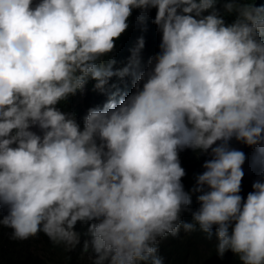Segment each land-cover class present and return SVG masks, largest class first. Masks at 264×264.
<instances>
[{
	"label": "clouds",
	"instance_id": "clouds-1",
	"mask_svg": "<svg viewBox=\"0 0 264 264\" xmlns=\"http://www.w3.org/2000/svg\"><path fill=\"white\" fill-rule=\"evenodd\" d=\"M151 9L159 51L142 63L141 36L114 69L105 58L128 18L139 10L143 23ZM114 76L130 77L132 92L113 91ZM90 80L109 98L81 122L59 105ZM233 140L259 167L246 198L248 157ZM186 148L210 157L195 210ZM0 210L12 239L42 232L89 264H165L160 242L181 231L214 238L221 258L264 264V5L0 0Z\"/></svg>",
	"mask_w": 264,
	"mask_h": 264
},
{
	"label": "trees",
	"instance_id": "trees-1",
	"mask_svg": "<svg viewBox=\"0 0 264 264\" xmlns=\"http://www.w3.org/2000/svg\"><path fill=\"white\" fill-rule=\"evenodd\" d=\"M257 5H264V0H256ZM155 9H151L146 14V19L141 23L137 17L141 15L139 10H133L128 18V28L121 33L115 42L112 53L105 59L114 60V69L124 67L131 54L130 50L135 46L139 37L145 41L141 50L142 63L146 64L148 59L159 51L161 35L157 31L156 25L152 23L155 17ZM231 20V18H228ZM94 81H89L83 91H78L70 96L66 101L61 102L59 107L62 110L75 113L77 119L82 122L88 109L102 107L107 102V93L94 90ZM115 85L112 90H119V96H124L132 92L133 83L130 77L120 79L112 77L109 86ZM119 96L117 99H119ZM232 147L243 150L247 155V160L243 165L244 172L248 177L241 183V195L246 198L247 193L252 190V183L259 178V167L252 163L254 150L248 146L236 142H231ZM207 153L194 151L186 148L179 152L181 166L185 169V176L182 178L185 191L192 195L190 207L195 210L199 207L197 202L198 192L193 191L196 186V176L204 171L203 164L209 159ZM5 210H0V217L5 215ZM182 219L191 220V214L184 212ZM87 225L76 226V230L83 233ZM160 254L165 258V264H239L238 258L229 251L221 258L214 249V238L208 240L200 232L186 234L183 231L179 235L161 240L159 245ZM0 264H89L87 257L82 255L78 247L73 251H66L63 246L54 245L44 233L30 237L27 240H14L11 238V229L0 226Z\"/></svg>",
	"mask_w": 264,
	"mask_h": 264
},
{
	"label": "rangeland",
	"instance_id": "rangeland-1",
	"mask_svg": "<svg viewBox=\"0 0 264 264\" xmlns=\"http://www.w3.org/2000/svg\"><path fill=\"white\" fill-rule=\"evenodd\" d=\"M249 155H250V158H254V154H250V153H249Z\"/></svg>",
	"mask_w": 264,
	"mask_h": 264
}]
</instances>
